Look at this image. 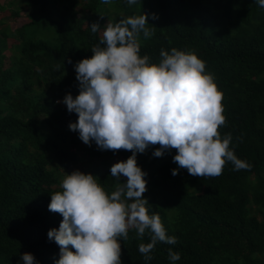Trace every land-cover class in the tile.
Segmentation results:
<instances>
[{
    "label": "trees",
    "instance_id": "trees-1",
    "mask_svg": "<svg viewBox=\"0 0 264 264\" xmlns=\"http://www.w3.org/2000/svg\"><path fill=\"white\" fill-rule=\"evenodd\" d=\"M8 8L16 19L28 12L15 28L0 16V264H23L24 252L40 264L59 258V245L48 238L63 219L49 209L52 193L62 190L55 161L67 168L78 161L73 147L88 148L69 127L78 113L63 102L80 91L74 65L93 55L107 24L143 12L154 34H140V54L158 62L161 49L175 47L206 62L222 93L221 136L230 133V147L251 166L237 170L229 161L220 175L199 177L179 168L175 148L159 157V144L137 153L147 172L146 206L177 242L158 241L146 261L139 244L150 242V233L130 229L120 238L122 264H264V7L256 0L0 2V11ZM85 153L103 159L89 172L108 192L126 181L111 175L109 158L127 159L132 150H99L93 140ZM170 248L179 260L169 259Z\"/></svg>",
    "mask_w": 264,
    "mask_h": 264
},
{
    "label": "clouds",
    "instance_id": "clouds-1",
    "mask_svg": "<svg viewBox=\"0 0 264 264\" xmlns=\"http://www.w3.org/2000/svg\"><path fill=\"white\" fill-rule=\"evenodd\" d=\"M256 2L264 7V0ZM147 15L107 24L93 55L74 65L80 91L63 98L68 110L78 113L70 129L78 130L85 143L94 140L101 149L132 150V155L111 166L112 176L127 177L111 192L97 175L76 169L63 178L62 190L52 193L49 209L63 216L60 226L48 231L60 247L55 264H122L120 238L126 239L130 229L140 237L150 233V242L139 244L146 261L158 241L177 242L160 215L150 214L143 196L147 172L137 163V153L150 145H160L153 152L157 157L177 149L173 159L179 168L199 177L220 175L229 161L237 170L251 166L230 147L231 134L221 136L219 127L226 120L222 93L206 62L175 47L161 49L158 62L140 54V34H154ZM90 27L97 32L100 24ZM169 259L179 260L180 253L170 248ZM22 260L40 264L31 252H24Z\"/></svg>",
    "mask_w": 264,
    "mask_h": 264
},
{
    "label": "rangeland",
    "instance_id": "rangeland-1",
    "mask_svg": "<svg viewBox=\"0 0 264 264\" xmlns=\"http://www.w3.org/2000/svg\"><path fill=\"white\" fill-rule=\"evenodd\" d=\"M0 2L2 4L7 5L8 0H0ZM9 11H10L9 8L5 11H0V16H3L2 18L5 19L4 25H7V26L9 25L12 28H15L18 26V24L20 22L27 20L26 18H27L28 9H25L21 12V16L19 19H16V18L10 16ZM44 31H45V29H44ZM45 35H46V37L49 36L50 39H52L54 37V32L52 30H46ZM83 144L88 145V148L87 149L83 148L81 150H77L74 147L72 148V151L77 154L78 161L77 162L71 161V165L69 167L66 168L60 162L55 161V165L58 166V168L60 169V172L62 174V180L66 176L67 173L70 174L71 172H73L76 169H79V170L87 173V172L91 171L95 165H101L100 162L103 160L101 157L90 158V156L85 153V151L89 149V146L91 145V143H85L83 141ZM98 149L101 150V148L99 146H98ZM119 160H124V158L121 155H115V156L109 158V161L112 164H114L115 162H117Z\"/></svg>",
    "mask_w": 264,
    "mask_h": 264
}]
</instances>
